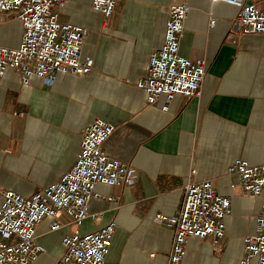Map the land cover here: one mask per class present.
Returning a JSON list of instances; mask_svg holds the SVG:
<instances>
[{"label": "crops", "instance_id": "0c3cea01", "mask_svg": "<svg viewBox=\"0 0 264 264\" xmlns=\"http://www.w3.org/2000/svg\"><path fill=\"white\" fill-rule=\"evenodd\" d=\"M187 2L180 53L204 59L207 75L199 98L176 96L168 111L162 110L164 98L149 105L137 83L148 72L150 55L163 44L170 0H117L107 22L93 10L92 0H71L61 19L89 29L83 57L94 58V70L77 77L58 74L52 85L34 76L24 86L12 69L0 78V192L30 197L50 187L75 166L80 132L88 123L102 118L115 126L105 150L138 176L132 186L98 184L82 226L90 233L116 223L107 264H167L174 234L155 217L180 207L192 167L198 181L214 180L219 194L232 196L233 213L221 250L212 238L193 237L183 264H238L244 237L255 232L264 193L234 192L235 177L227 171L239 159L264 164V34H234V5ZM249 2L264 11V0ZM211 19L216 20L213 29ZM4 29H11L14 42L0 45L17 47L22 23L8 19ZM111 197L120 198L119 208ZM96 214L99 221L92 217ZM62 220L70 221L65 215ZM50 222L38 228L46 253L34 264H55L62 256L61 240L69 227L52 232Z\"/></svg>", "mask_w": 264, "mask_h": 264}, {"label": "built area", "instance_id": "2783aa9c", "mask_svg": "<svg viewBox=\"0 0 264 264\" xmlns=\"http://www.w3.org/2000/svg\"><path fill=\"white\" fill-rule=\"evenodd\" d=\"M71 0H0V27L8 19L22 23V35L17 47L0 45V78L8 69L14 70L24 86L36 76L52 85L58 74L83 76L95 68L93 57H83L89 29L63 22L60 11ZM139 1V0H130ZM221 1L238 8L232 23L237 35L264 34V11L249 0ZM117 7V0H92V8L107 22ZM190 13L187 1L169 3V16L164 41L149 59L148 72L137 83L149 105L161 98L163 111L176 96L199 98L207 75L204 59L192 60L180 53L185 22ZM216 20L211 19L213 29ZM115 126L102 118L88 123L80 132L81 149L71 171L55 184L38 190L30 197L3 190L0 205V264H34L46 248L37 240L39 226L50 219V230L57 232L69 227L62 238V256L55 264H107L116 223L100 226L83 233L82 226L90 217V201L96 186H132L137 170L130 164L110 157L105 144ZM192 167L184 188L180 207L171 215L158 214L155 220L173 231V245L167 264H183L191 238L219 241L227 232L226 220L233 213L232 196L217 192L214 180L198 181ZM228 175L235 177L234 192L246 197L264 193V164L252 165L239 159L231 164ZM117 208L120 198H108ZM70 220L65 224L62 216ZM99 221L100 215L92 216ZM238 264H264V201L256 216L253 234L243 239V256Z\"/></svg>", "mask_w": 264, "mask_h": 264}, {"label": "rangeland", "instance_id": "374dc122", "mask_svg": "<svg viewBox=\"0 0 264 264\" xmlns=\"http://www.w3.org/2000/svg\"><path fill=\"white\" fill-rule=\"evenodd\" d=\"M174 1H187V0H170V2H174ZM13 39L14 38L11 29H4L0 31V41L6 42L8 45H10L9 43H11Z\"/></svg>", "mask_w": 264, "mask_h": 264}, {"label": "bare ground", "instance_id": "6f19581e", "mask_svg": "<svg viewBox=\"0 0 264 264\" xmlns=\"http://www.w3.org/2000/svg\"><path fill=\"white\" fill-rule=\"evenodd\" d=\"M14 38V37H13ZM12 42H14V39H13V41Z\"/></svg>", "mask_w": 264, "mask_h": 264}]
</instances>
